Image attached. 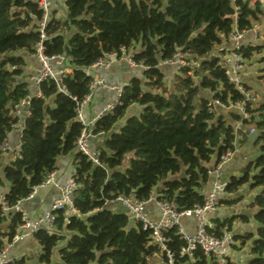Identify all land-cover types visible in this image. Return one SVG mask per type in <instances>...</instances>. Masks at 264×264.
Instances as JSON below:
<instances>
[{"label": "trees", "instance_id": "16d2710c", "mask_svg": "<svg viewBox=\"0 0 264 264\" xmlns=\"http://www.w3.org/2000/svg\"><path fill=\"white\" fill-rule=\"evenodd\" d=\"M65 2L66 18H50L42 39L43 10L37 0H0V159L1 145L16 123L12 107L29 95L28 84L21 79L26 60L18 52L34 53L43 41L47 55H65L71 67L62 76L65 91L55 80L47 79L40 84L41 96L31 100L21 150L3 168L11 206L55 170L59 156L76 149L83 128L76 119L77 102L89 93L92 80L85 68L106 53L136 44H140L136 60L148 68L142 78L133 77L125 87L115 112L97 121L95 130L106 133L99 147L100 164L81 151L75 153V178L80 186L74 203L79 214L66 220L60 211L54 232L41 228L35 233L42 249L38 262L26 255L6 264H150L159 252L151 232L125 212L110 208V203L121 194L147 200L159 186V198L173 201L179 210L202 205L210 169L219 156L234 150L237 135L239 143L248 141L251 129L256 131L253 145L259 152L241 174L228 180V197L222 206L240 202L244 186L256 190L249 207L257 226L234 238L249 241V264H264V92L259 100L246 103L247 118L229 110V120L210 106L212 99L224 104L244 100L212 53L234 25L250 29L260 15L264 17V5L251 0ZM261 33L264 37V24ZM179 50L199 60L200 67L183 68L173 86H168L159 64ZM244 56L247 60L258 56L264 62V42L250 44ZM258 75L264 83V66ZM245 89L250 87L245 85ZM133 105L141 106L140 112L126 117ZM239 121L242 126L236 129ZM131 152L129 166L121 168ZM238 217L244 222L249 219L246 213ZM20 221L19 212L0 213V248L2 237H12ZM230 223L219 222L209 231L220 235L224 226L231 230ZM166 236L174 264H212L200 249L193 257L181 254L186 241L176 227ZM163 260L167 261L165 254Z\"/></svg>", "mask_w": 264, "mask_h": 264}, {"label": "built area", "instance_id": "2783aa9c", "mask_svg": "<svg viewBox=\"0 0 264 264\" xmlns=\"http://www.w3.org/2000/svg\"><path fill=\"white\" fill-rule=\"evenodd\" d=\"M254 3L264 5V0H251ZM40 8L43 10V20L40 22V31L42 39L45 38L44 28L48 21V13L50 10L51 0H38ZM261 25L254 24L250 29H239L237 25H234L232 31L227 36L225 42H228L229 47L224 48L222 55L212 53L219 58V64L225 67L229 76L230 82H232L244 96V100L238 102H230L229 104L222 103L219 99H212L210 106L213 109H220L222 111L235 110L238 111L243 118H247L246 103L254 99L253 93L245 89L244 81L242 80L241 70L246 62L244 56V49L252 44L248 40V34L251 35L253 40H257L260 36ZM221 48V47H220ZM219 48V49H220ZM223 48V47H222ZM221 48V50H222ZM136 48L122 46L119 51L106 53L104 57L100 58L95 64L86 67L85 73L92 77L90 82V91L84 97L83 100L77 102L76 119L81 122L83 128L80 136L75 143L76 148L83 152L94 164H100V149H92L90 146V139L95 138L98 135H103V131L95 130V126L98 120L113 114L116 108L121 102L122 95L125 87L128 83L118 84L110 82L105 76L97 75L96 69H107L115 63L127 62L130 66L146 70L148 67L141 61L136 60ZM40 60V65L35 71V75L32 77L38 86V92L35 96H40V84L47 79L55 80L60 90L65 91L66 88L62 82V76L71 71L70 58L65 55H52L49 56L44 52L43 41H40L36 46L35 52ZM68 64L66 68L65 64ZM162 65H172L180 69L190 67H200V61L193 59L190 55L179 50L173 58L169 60L161 61ZM102 87L108 90H114L116 92L115 97L107 102L102 108V111L87 118L85 116V108L92 102L95 91L97 88ZM25 105H31V98L28 96L21 101L15 103L13 107V117L21 115V108ZM242 126L239 121L236 125V129ZM17 127V122L14 128ZM254 130L251 129L250 133ZM23 132H20V142L16 146V150L19 153L22 145ZM239 137L237 135V141L234 150L227 151L218 157L213 170H210V174L214 176L211 182L209 192L206 194L205 202L202 205L195 206L191 209L179 210L173 201L165 198H159L154 193L147 200H138L134 196L119 195L110 204H119L122 211L125 212L128 217L134 222H140L144 229L151 232L152 242L157 245L159 252L165 254L167 261L162 264H174V254L170 251L167 241L166 232L169 229L176 227L178 232L182 235L186 241V245L182 248L181 254H188L190 257L194 256V251L200 249L207 258H209L212 264H230V257L233 246L235 244L234 234L231 230H228L226 226L221 229V234L217 235L214 232H210V228L216 229L218 224L211 221L210 215L217 212L222 207V200L228 197L227 185L228 181L225 180L223 170L228 161L238 152ZM3 152H8L14 149L7 138L1 145ZM56 170L47 174L46 179L38 186H35L33 191L24 199H33L39 187L54 184L60 189L59 196L53 200L50 207L40 214L36 219H31L27 216V213L21 206L23 201L19 200L15 205L11 206L7 199L6 193L2 191L0 184V211L3 214H12L13 212H19L21 214V223L15 227V233L12 237L3 236V246L0 248V264H6L13 257L10 255V250L16 243L31 237L35 239V233L41 228H47L50 232L55 231V224L57 222L58 213L60 211L66 216V220L72 216L79 214L78 209L74 203V196L76 189L80 186L75 178V174L71 176L65 185L59 186L55 180ZM155 202L161 211V218L154 220L149 214L147 204L149 202ZM184 216H194L197 219V227L195 232H187L181 224V218ZM36 240V239H35Z\"/></svg>", "mask_w": 264, "mask_h": 264}, {"label": "crops", "instance_id": "0c3cea01", "mask_svg": "<svg viewBox=\"0 0 264 264\" xmlns=\"http://www.w3.org/2000/svg\"><path fill=\"white\" fill-rule=\"evenodd\" d=\"M47 15H48V20H50V18H52L53 16L64 20L67 15V6H66L65 0H51L50 10ZM247 37H248V40L252 44L259 43L258 42L259 38L257 40H253L250 34H248ZM229 45L230 44H228V42L224 41L221 45V48L223 47L222 50L221 48L218 49L219 55H222L224 53L223 51L224 48L229 47ZM133 48H136V50L140 49V44H136V46ZM18 53L22 54L26 60V66L24 67V72H23L21 79L28 84V89H29L28 96L32 100V98L36 95V93L39 90L36 82L34 81V79H32V77L35 75V71L40 65V60L35 52L31 53V52H26V51H20ZM65 66L66 68H68L67 62ZM161 67L166 75V78H169L171 80L174 79L175 76L177 74H180L182 71V69L172 66V65H162ZM254 69L256 68L253 64L252 66H249L246 68L243 67V70H241L242 80L244 81L245 85L250 87L249 91H251L252 93H254V91H257L256 88L259 89L260 85L262 86V89L264 90V83L261 84L262 80L258 78L259 76L258 71L255 72L257 74L255 75L257 79L252 74ZM95 71L97 75H103L110 82H115L118 84H123V83L129 84L133 77H139V78L143 77V70H141L140 68L132 67L125 61L121 63H115L107 69L97 68ZM244 71H246V73ZM115 95H116V92L114 90H108L102 87L97 88L92 102L84 110L85 116L87 118H90L91 116H95L99 114L102 111V108L105 106V104L109 102L110 100H112L115 97ZM30 106L28 105L23 106L21 108V115L14 116L17 122V127H15L8 135L10 144L12 145L14 149H11L8 152H3L2 157L0 159L1 160L0 184H1L2 191L5 193L8 192L10 185L4 177L3 168L11 160L15 159L17 155L19 154L16 150V146L20 142V132L24 131V128L26 126V121L30 115ZM13 107L11 111L12 116H13ZM140 110H141V106L133 105L128 110V114L126 115V117L132 114H138ZM121 123H118V125H120ZM105 137H106V133H104L103 135L102 134L98 135L95 138L90 139L91 148L92 149L99 148L102 145ZM248 144H249L248 141L240 143L239 144V147L241 148L240 152L236 153L231 158V160L226 163L224 170H223V175H224L225 180L227 181L230 180L231 176L233 175L238 176L239 174L235 173V171L238 169L241 170L245 166L246 154L244 150L247 149ZM76 151H79V150L76 148L72 152H69L65 155H61L58 157L57 166L55 168L57 172L55 180L59 186L65 185L68 179L75 174L74 156H75ZM213 179H214V176L211 175L210 183H208L203 189V192L205 194L209 192L210 187H211V182ZM158 189H159V186L156 188V191H155L156 194H158L157 192ZM247 189L248 187L246 188L244 192L242 188L240 193L243 195V199L240 202H238L236 205L228 206V207H225L223 205L219 210H217L216 213L211 214L210 215L211 221L217 224L222 221H228V223L231 222L230 223L231 232L234 235H240L248 231H254V229L257 226V223L254 221L252 217L253 209H249V203L252 200L256 191L253 193L252 196L249 197L245 195L247 192ZM59 194H60V189L58 188V186L54 184H49L47 186L39 187L34 198L33 199H23L21 206L24 209V211L27 213V216L29 218L36 219L40 214L45 212L50 207L53 200H55L59 196ZM246 198L248 199L246 200L244 207H243L242 203ZM240 204H242V206H240ZM109 206L110 208L116 211L123 210L119 204H111ZM147 209L149 210V214L151 218H153L154 220H159L161 218L160 208L155 202L153 201L149 202L147 204ZM240 213L248 214L249 216L248 221H245V222L242 221L238 217V214ZM9 215L10 214H8V216ZM230 219H232V221H230ZM181 224L183 225L184 229L187 232L193 233L196 230L198 222L194 216H184L181 218ZM249 247H250L249 241L246 243H243L241 238H235V244L233 246L230 261H229L230 264H248V259L250 257ZM41 250H42L41 246L35 239L31 237H26L25 239L15 244V246L10 250V255L11 256H26V255L31 256L33 254H36V256L39 257ZM161 255H162L161 252H156L152 256V258L154 257L159 258ZM93 264H96V263H93ZM155 264H162V259L161 261H158Z\"/></svg>", "mask_w": 264, "mask_h": 264}, {"label": "rangeland", "instance_id": "374dc122", "mask_svg": "<svg viewBox=\"0 0 264 264\" xmlns=\"http://www.w3.org/2000/svg\"><path fill=\"white\" fill-rule=\"evenodd\" d=\"M254 3V2H253ZM257 25H261L262 27H263V24H264V17L263 16H259V18L256 20V22H255ZM258 42H264V37H263V35H262V33H260V36H259V39H258ZM253 44H255V43H253ZM221 47V45L220 46H218V47H216V49H214V53L215 54H218V49ZM254 64V66H255V68L256 69H254V71H253V75H254V77H256L255 75H257L255 72H257L258 71V73H259V68L260 67H262V66H264V62H261V61H259V57L258 56H255V57H252L250 60H246V62L244 63V66L243 67H249V66H252ZM242 70H243V68H242ZM245 73H246V71H244ZM256 79H257V77H256ZM166 82H167V84H168V86H173V82H174V79H169V78H166ZM259 83V82H258ZM260 84V83H259ZM261 84H263V82L261 83ZM256 88V87H255ZM256 90L257 91H254V93H253V96H254V99H256V100H259L260 99V97H261V94L264 92V90L262 89V86L260 85V87H259V89L258 88H256ZM130 109V108H129ZM128 109V110H129ZM218 112L220 113V114H223L226 118H228L229 120L230 119H232L231 118V116H230V112H227V111H222V110H218ZM127 114H128V111H127ZM251 136H249L248 138H249V140H248V142H249V144H248V147H247V149H245L244 150V152H245V154H246V157H245V161H246V163L247 162H249L250 160H252V159H254L255 158V156L258 154V152H259V147L258 146H254L253 145V142H254V139H255V137H256V131L255 132H253V133H251L250 134ZM240 144V143H239ZM133 156V153L131 152V153H128V154H126V156L124 157V159H123V163H122V165H121V168H126V167H128L129 166V162H130V159H131V157ZM235 173H238V174H241V170L240 169H238V170H236L235 171ZM234 173V174H235ZM161 184V183H160ZM246 186H244L243 187V190H244V192H245V190H246ZM256 190H252V189H247V192H246V194L245 195H247V196H252L253 195V193L255 192ZM248 198H246L244 201H243V207H244V204H245V202H246V200H247ZM242 204H240V206H242ZM111 205V204H110ZM234 205H236V204H234ZM234 205H232V206H234ZM225 207H228V206H226V205H224ZM240 208V207H239ZM251 207H249V209H250ZM251 209H253V208H251ZM40 254H41V251H40ZM32 256V259H33V261H35V262H38V259H39V257L38 256H36V254H33V255H31ZM250 257H251V255H250ZM250 257H249V259H248V264H249V260H250ZM161 259H162V262H163V255H161L159 258H151V260H150V264H155L156 262H158V261H161Z\"/></svg>", "mask_w": 264, "mask_h": 264}, {"label": "bare ground", "instance_id": "6f19581e", "mask_svg": "<svg viewBox=\"0 0 264 264\" xmlns=\"http://www.w3.org/2000/svg\"><path fill=\"white\" fill-rule=\"evenodd\" d=\"M262 31V30H261ZM7 199V198H6ZM1 213V212H0ZM21 222V221H20ZM1 241V240H0ZM2 244H3V242H2ZM3 246V245H2Z\"/></svg>", "mask_w": 264, "mask_h": 264}, {"label": "water", "instance_id": "95a60500", "mask_svg": "<svg viewBox=\"0 0 264 264\" xmlns=\"http://www.w3.org/2000/svg\"><path fill=\"white\" fill-rule=\"evenodd\" d=\"M210 170H213V168H211Z\"/></svg>", "mask_w": 264, "mask_h": 264}]
</instances>
